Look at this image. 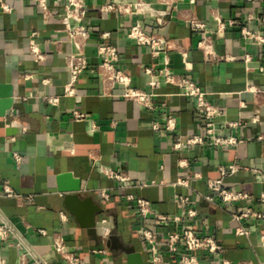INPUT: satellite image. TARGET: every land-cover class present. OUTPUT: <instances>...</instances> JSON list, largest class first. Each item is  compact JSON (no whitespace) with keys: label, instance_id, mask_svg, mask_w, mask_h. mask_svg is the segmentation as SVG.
Here are the masks:
<instances>
[{"label":"crops","instance_id":"0c3cea01","mask_svg":"<svg viewBox=\"0 0 264 264\" xmlns=\"http://www.w3.org/2000/svg\"><path fill=\"white\" fill-rule=\"evenodd\" d=\"M47 1L54 13L49 19L36 0L0 1V84L10 87L16 105L0 116V214L51 264H69L55 249L61 241L77 254L79 264H127L126 253L107 247L111 234L134 246L145 264H182L167 237L186 228L211 235L223 246L219 253L199 250L202 264H264V218L236 217L248 208L264 212V141L257 140L264 135V42L258 40L264 39V0H84L89 67L70 96L65 94L70 81L65 57L73 46L57 15L66 0ZM137 2L142 5L135 12L102 10ZM191 21L205 27L196 29ZM135 24L166 37L167 55L154 56L131 39L128 32ZM103 33L108 36L102 38ZM32 40L45 53L41 62L30 51ZM101 41L118 47L115 66L130 77V87L154 93V109L126 98L124 85L102 81ZM166 58L174 75L206 91L217 108L210 121L218 133L238 137L242 144L174 147L177 137L204 135L207 120L196 101L183 95L177 77L167 81L162 72ZM75 110L86 118L76 120ZM170 114L178 122L172 133L164 129ZM230 164L241 168L223 175L219 167ZM215 179L249 197L211 200L209 181ZM68 194L101 209L98 242L68 209ZM139 200L149 203L146 215ZM189 209L196 211L193 217ZM103 225L106 234L100 232ZM240 226L248 233L238 234ZM145 231L152 232L153 243ZM16 242L15 236L0 239L3 264L21 263L24 250ZM184 252L180 246L179 253ZM27 262L38 264L33 257Z\"/></svg>","mask_w":264,"mask_h":264},{"label":"built area","instance_id":"2783aa9c","mask_svg":"<svg viewBox=\"0 0 264 264\" xmlns=\"http://www.w3.org/2000/svg\"><path fill=\"white\" fill-rule=\"evenodd\" d=\"M2 2V0H0ZM193 1V0H192ZM38 3L41 13L44 19H49L54 16V13L50 9L47 0H36ZM142 3H113L102 7L103 11H117V12H135L140 10ZM4 9L8 10L7 5H3ZM58 16L64 21V29L67 34L68 40L73 46V50L66 55V65L70 75V81L65 87V94L70 96L75 91V84L79 76L88 69L89 61L85 53V46L87 40L90 37V32L84 20L87 16V5L84 0H66V2L60 7ZM191 25L196 29H203L205 25L200 22L191 21ZM244 33L250 37V32L244 29ZM108 33H103L102 38H106ZM128 36L136 41L138 44L146 45L151 49L154 56L159 55L161 52L166 53L170 49L169 41L166 37L159 34L147 33L140 24H135L131 27L128 32ZM264 42V39H258ZM30 51L33 54L36 62H41L45 58V53L40 49L38 44L33 40L30 43ZM98 54L102 58V62L98 66V71L101 79L104 83L108 82L111 85H124L126 91L124 96L128 99L136 101L140 105L149 109H154V93L144 91L139 88L130 87V77L121 69H118L115 64L119 60V49L118 47L106 42L101 41L98 45ZM168 58L165 59V67L162 72L165 74L168 82L174 81L183 88V95L193 98L196 101V109L207 120L206 132L204 135H192L185 137H177L175 139L174 147L181 149L184 146H195V145H212V146H224V145H239L244 140L239 139L235 136H223L218 133V127L210 121L214 113L217 112V108L214 107L206 98V91L197 85L191 79L185 76L174 75L168 67ZM146 72L151 73L152 70L146 68ZM260 72L264 73V66L260 67ZM155 85V83H152ZM257 92L258 90L255 89ZM53 102H57V98L52 99ZM73 115L76 120H82L86 118V113L83 111L75 110ZM258 120V118H256ZM178 127L177 119L174 115L170 114L166 116L164 123V129L167 132H175ZM97 128L96 125L93 127ZM155 130L161 128L160 124L155 123L153 125ZM14 140V138L12 139ZM257 140L264 141V135H258ZM15 159L17 162L21 161L22 156L15 152ZM183 165V163H182ZM241 166L239 164H230L227 166H220L219 169L223 175L234 174L239 171ZM117 177V176H116ZM183 182V181H182ZM209 187L213 192V197H209L211 200L214 197H218L222 202H236L249 197L248 193L240 190H230L223 186L222 179H215L209 181ZM104 196H108L106 192H103ZM183 201H188V198H183ZM264 202V196L261 199ZM140 206V212L146 215L149 212V203L146 200L138 201ZM196 214L194 209L188 210L189 217H193ZM256 216L258 218H264V212L255 213L252 208H248L243 211L240 215L236 216L238 219ZM0 239L8 240L10 236H15L17 242L14 245L24 250L21 257L20 264H28L27 258L33 257L38 264H51L47 260L41 258L35 254L32 247L23 239L10 223V221L0 214ZM161 221L166 220V217H160ZM238 234H247L248 231L243 226H240L237 230ZM144 235L148 241L154 242V235L151 231H145ZM168 248L172 253L180 256L182 264H202L200 258L197 256L199 250H206L209 253H219L223 249V246L219 244L214 237L211 235H204L192 228H186L183 231H172L167 237ZM180 246L183 247L187 252L179 253ZM55 249L68 261L69 264H79V257L74 252L70 251L67 246L61 241L55 244ZM0 264H3V259L0 255Z\"/></svg>","mask_w":264,"mask_h":264},{"label":"water","instance_id":"95a60500","mask_svg":"<svg viewBox=\"0 0 264 264\" xmlns=\"http://www.w3.org/2000/svg\"><path fill=\"white\" fill-rule=\"evenodd\" d=\"M15 106L10 87L0 84V116H5L6 111ZM7 123L10 124L11 122L8 121ZM65 203L82 226L88 230L91 238L98 242L96 216L101 212V209L94 207L89 199L80 200L77 194H68ZM106 245L112 250L121 249L122 252L126 253L127 264H145L141 253L136 251L134 246L123 243L115 234L109 236Z\"/></svg>","mask_w":264,"mask_h":264},{"label":"bare ground","instance_id":"6f19581e","mask_svg":"<svg viewBox=\"0 0 264 264\" xmlns=\"http://www.w3.org/2000/svg\"><path fill=\"white\" fill-rule=\"evenodd\" d=\"M107 229H108V226H107V225H103V226H101V228H100V232L106 234Z\"/></svg>","mask_w":264,"mask_h":264}]
</instances>
